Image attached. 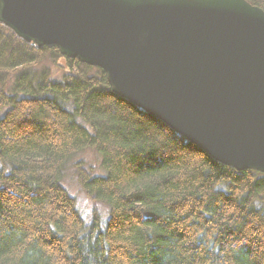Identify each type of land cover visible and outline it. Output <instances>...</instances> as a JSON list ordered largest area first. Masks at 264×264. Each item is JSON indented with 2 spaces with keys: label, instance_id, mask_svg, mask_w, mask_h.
<instances>
[{
  "label": "trees",
  "instance_id": "1",
  "mask_svg": "<svg viewBox=\"0 0 264 264\" xmlns=\"http://www.w3.org/2000/svg\"><path fill=\"white\" fill-rule=\"evenodd\" d=\"M85 150L101 172L79 159L75 180L105 221L63 183ZM0 264H264V173L215 161L102 69L0 23Z\"/></svg>",
  "mask_w": 264,
  "mask_h": 264
},
{
  "label": "water",
  "instance_id": "2",
  "mask_svg": "<svg viewBox=\"0 0 264 264\" xmlns=\"http://www.w3.org/2000/svg\"><path fill=\"white\" fill-rule=\"evenodd\" d=\"M0 23L102 69L215 161L264 173V10L247 0H0Z\"/></svg>",
  "mask_w": 264,
  "mask_h": 264
},
{
  "label": "rangeland",
  "instance_id": "3",
  "mask_svg": "<svg viewBox=\"0 0 264 264\" xmlns=\"http://www.w3.org/2000/svg\"><path fill=\"white\" fill-rule=\"evenodd\" d=\"M57 62V61H56ZM60 61H58L56 64H52L49 61H46L44 64H48L51 66L52 71H54V75L59 77L62 74V66L59 65ZM83 160L85 164L92 165L94 167V171L101 172L100 168V162L98 155L92 151V150H85L79 152L77 155L73 157V159L70 161L66 174L63 178V183L68 189V191L75 196L77 207L82 214V216L85 218V220H89L91 217V212L95 208L99 214L103 217L101 218L102 221H105L106 217V209L102 204L93 202L89 197H87L79 188L76 180H75V174L73 169V162L76 160ZM95 172V173H96Z\"/></svg>",
  "mask_w": 264,
  "mask_h": 264
}]
</instances>
